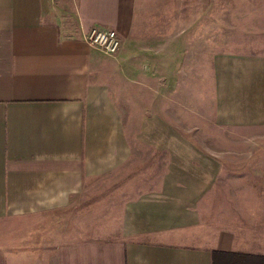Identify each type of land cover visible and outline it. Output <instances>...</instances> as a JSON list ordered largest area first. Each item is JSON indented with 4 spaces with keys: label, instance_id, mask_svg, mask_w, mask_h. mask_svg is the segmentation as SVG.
<instances>
[{
    "label": "crops",
    "instance_id": "0c3cea01",
    "mask_svg": "<svg viewBox=\"0 0 264 264\" xmlns=\"http://www.w3.org/2000/svg\"><path fill=\"white\" fill-rule=\"evenodd\" d=\"M136 3L0 0V264L264 256V151L227 153L191 135L205 122L264 127V1L252 51L208 54L190 22L175 27L183 9L168 0L131 34ZM91 26L116 31L115 54L82 40ZM112 188L100 199L113 214L96 224L93 196Z\"/></svg>",
    "mask_w": 264,
    "mask_h": 264
},
{
    "label": "rangeland",
    "instance_id": "374dc122",
    "mask_svg": "<svg viewBox=\"0 0 264 264\" xmlns=\"http://www.w3.org/2000/svg\"><path fill=\"white\" fill-rule=\"evenodd\" d=\"M263 1L264 0H216V12H220V16L214 18L210 16V14L213 13L212 0H206L205 17H203L202 12L199 11V7L201 8L202 5L199 4L198 0H168V2L173 3L172 6L175 10L183 9L181 13L179 12L180 16L173 17L175 27L181 25L183 20L184 23H186V21L190 22V40H196L199 39L198 37L204 36L207 54L210 49L239 52L252 51L254 49L252 40L257 42L258 36L261 35L259 31L261 28ZM166 2L167 0H137L134 22L132 24L133 32H131V34L136 30V32L140 31V20L147 19L148 15L146 18H142L144 10L152 11V9L155 8L159 10L166 5ZM219 4L220 6L218 8ZM151 11H148L147 14H150ZM155 12L158 11L155 10ZM183 12L186 13L183 15ZM149 18L151 20L149 23L151 26L155 27L162 24L160 18L154 16H149ZM142 29L146 31L143 34L151 35V32H149L150 29L147 26H143ZM182 34H184V32L180 33V36ZM253 36H255L256 39H253ZM204 65L205 86L202 90L208 102L211 92V69L208 61ZM200 125L202 129L192 130L191 135L195 138L199 136L202 139L201 142L209 149H214L217 143L222 141L223 151L227 153L264 151V127L221 129L206 122L200 123ZM192 133L196 134L194 135ZM113 191L114 189L112 188V190L108 192L109 194H95L93 200L96 202L100 198H104V196H111V194L114 193ZM96 195H98V197ZM99 201L102 203L97 206L93 203L94 208L89 210L90 214H93L92 218L95 220L96 224L102 222L109 216L111 217L113 214V207L105 206V199H100Z\"/></svg>",
    "mask_w": 264,
    "mask_h": 264
},
{
    "label": "built area",
    "instance_id": "2783aa9c",
    "mask_svg": "<svg viewBox=\"0 0 264 264\" xmlns=\"http://www.w3.org/2000/svg\"><path fill=\"white\" fill-rule=\"evenodd\" d=\"M82 40L107 55L115 54L119 46L117 33L111 28L91 26L82 34Z\"/></svg>",
    "mask_w": 264,
    "mask_h": 264
},
{
    "label": "trees",
    "instance_id": "16d2710c",
    "mask_svg": "<svg viewBox=\"0 0 264 264\" xmlns=\"http://www.w3.org/2000/svg\"><path fill=\"white\" fill-rule=\"evenodd\" d=\"M211 264H264V256L236 251L213 250L210 254Z\"/></svg>",
    "mask_w": 264,
    "mask_h": 264
}]
</instances>
